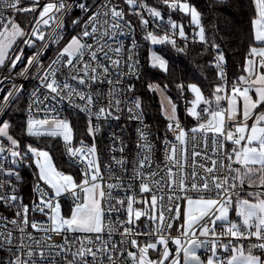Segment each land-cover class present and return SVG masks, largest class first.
<instances>
[{"label": "snow or ice", "instance_id": "6c2138e0", "mask_svg": "<svg viewBox=\"0 0 264 264\" xmlns=\"http://www.w3.org/2000/svg\"><path fill=\"white\" fill-rule=\"evenodd\" d=\"M250 4L252 43L243 74L229 81L225 54L212 43L219 83L211 96L196 83L177 85L194 126L181 122L171 97L161 101L167 121L161 168L141 98L129 95L141 64L137 24L128 17L138 21L143 40L184 53L185 25L171 13L190 17L197 29L193 43L198 37L208 44L197 7L188 0H28L27 6L0 0V69L23 64L17 75L38 82L28 94L20 134L59 141L79 172L77 179L53 163L49 150L22 144L14 124L0 116V253L7 256L0 264H264V0ZM75 11L80 15L72 16ZM20 14H31L28 25L17 22ZM69 24L75 34L65 40ZM26 48L34 49L27 57ZM50 48L54 55L45 64ZM149 62L168 71V61L155 52ZM148 88L163 93L167 85ZM23 91V85L7 90L0 113L7 115ZM53 101L85 114L91 144L74 143V125L54 114ZM125 113L141 125L136 157L129 161L127 145L113 133V154L104 163L96 142L102 122L119 121ZM33 166L26 203L19 169Z\"/></svg>", "mask_w": 264, "mask_h": 264}, {"label": "trees", "instance_id": "16d2710c", "mask_svg": "<svg viewBox=\"0 0 264 264\" xmlns=\"http://www.w3.org/2000/svg\"><path fill=\"white\" fill-rule=\"evenodd\" d=\"M188 2L197 7L198 11L202 13L206 35L211 43L220 45L219 49L225 54L231 77L235 78L243 74L244 59L249 45L252 43L250 19L253 13L250 0H229L227 4H218L216 0H188ZM180 16L185 22L190 24V17L184 16L182 13H180ZM30 20L31 14H20L18 16V22L21 26L28 25ZM73 34L72 31L66 33L65 40ZM151 46L150 41L141 39L143 72L136 84L135 95L141 98L143 113L147 120L153 124L157 133L160 135L166 134L167 121L162 114L161 99L157 92L149 90L148 85L156 84L161 88L167 85L165 93L178 104L181 122L188 128H191L194 126L195 121L185 114V100L179 99L177 85L180 83L185 85L196 83L201 87L204 95L210 97L215 84L219 83L215 75L216 69L212 65V54L201 50L198 46L187 47L184 53H180L170 45H159L157 47L158 53L168 61V71L164 72L150 66L149 54ZM52 47L56 46L53 45ZM53 55L54 52L50 48L43 58L44 62ZM185 97L187 99L193 98L192 94L188 92L185 93ZM25 118L26 111L23 104L6 117V119L14 124V132L20 136L22 144L31 143L35 147L49 150L53 163L61 171L71 173L79 179L78 170L70 167L68 159L65 157L62 143L59 141L53 142L48 138L38 139L21 136L20 129ZM70 120L74 125L76 133L75 142L88 140L84 119L71 115ZM21 177V191L29 198L34 183V166L32 168L23 167L21 169ZM64 208H67L65 204Z\"/></svg>", "mask_w": 264, "mask_h": 264}, {"label": "built area", "instance_id": "2783aa9c", "mask_svg": "<svg viewBox=\"0 0 264 264\" xmlns=\"http://www.w3.org/2000/svg\"><path fill=\"white\" fill-rule=\"evenodd\" d=\"M41 2L43 3L44 0H41ZM89 2H91V0H89ZM28 0H22V4L23 6H27ZM149 3L155 4V0H149ZM162 11L164 12L165 15V20H167V16L169 15L167 9H164L163 6H161ZM79 16L80 12L79 11H75L72 13V16ZM18 16H16V20L18 22ZM171 16L174 20H176L178 23H183L185 25V32L186 35L188 37V41H187V47L190 46H198L201 50H205L208 51L209 53L212 54V65H213V61L216 55V49H213L211 47L212 43L209 40L208 36V44H201L198 42V37L197 42L193 43V38H194V34L197 31V29L195 28V26L188 24L187 22L184 21V19L180 16V13L176 12V13H171ZM129 19L133 20L134 24H137L136 27V31L134 33L135 38L139 41V59H140V64H141V69H140V78L142 76V72H143V62H142V48H141V39H143V35L144 33L142 32V30L139 28L138 26V21H136L135 17H128ZM202 23L204 25V18L202 15ZM149 30H153V25L150 23L149 24ZM68 30H66V33H68L69 31L73 32L71 25H69L67 27ZM74 33V32H73ZM75 34V33H74ZM66 37V34H65ZM122 39H125L126 42H130V40L127 37H121ZM39 43V42H38ZM177 43L180 46L184 45V42L181 41L178 37H177ZM34 51V49H25V57L29 56L32 54V52ZM219 51H221L219 49ZM47 53V52H46ZM45 53V55H46ZM44 55V56H45ZM44 56L42 57V59L44 58ZM26 63V60L24 61ZM44 62V59H43ZM48 60L46 62H44L45 64H47ZM214 66V65H213ZM23 64H18L16 69L7 71L5 69H1L0 70V99H2L3 95L6 94V91L9 90L10 88L13 87V85L16 86H20L23 85L24 86V91L22 93V95L20 96V99L12 106L10 112L7 115H4L3 113H0V116H3L4 119H6V117L18 106L23 104L25 107V110L27 108V103H28V94L32 91V89L37 85V81L34 79H25L24 77H21L19 75H17V73L22 69ZM226 72H227V76L229 78V81H231L233 78L230 75L229 72V68L228 65L226 63ZM31 75V73L29 74ZM5 77H7V79H5ZM139 78V79H140ZM138 80H131V83L135 84V88H136V84L139 81ZM130 97H135V91L131 94H129ZM53 106H55L56 108V113H54L55 115H59L62 117H67L70 119L71 115H74L76 117H80L82 119H84V121L86 122V118H85V114L78 112L75 108L69 106L66 102H60L57 103L55 101L51 102ZM41 116H43V113H40ZM143 120H144V124H146L148 126V131H150V136H149V140L155 145V153H154V160L156 162V164H159L161 168H163V161H164V149H163V141L165 139V135H160L159 133L156 132V130L154 129V126L151 122H149L145 116V114L143 113ZM87 123V122H86ZM184 124V123H183ZM141 125L137 122V121H130L127 119V113L124 114L123 118L119 121L116 120H109L107 122H102V128H101V132L98 134L97 138H96V142H97V147H98V151L100 153L101 159L104 163H107L110 156L113 154L112 152H110V148L113 146V133H115L117 136L121 137L124 144L127 145V148L125 149V155L128 157L129 161L135 159L136 157V153H137V148H136V143L138 140V136H137V132L136 129L138 127H140ZM167 138L168 139H172V134L171 133H167ZM86 143L91 144V138L88 136V140H84ZM74 143H76L74 141ZM78 145V143H76ZM120 140H116L115 142V147L116 149H119L120 147ZM115 155L117 156V158H119V156L121 155L119 153V151L115 152ZM65 157L67 158V156L65 155ZM68 159V158H67ZM23 167H20L19 171L21 173V169ZM148 169H145V171H147ZM166 171V170H165ZM131 173V168L129 167V174ZM119 174V173H117ZM161 175H164V172H161ZM167 179V177L165 176V180ZM179 178L177 177V180ZM137 192H138V186H137ZM166 192V189H165ZM24 195V194H23ZM147 195V194H146ZM25 197V202H28V197L26 195H24ZM67 202V201H66ZM68 204V202H67ZM11 215V213H9V216ZM37 219H41V217L37 216ZM29 231H31V229H29ZM37 235H41V234H37ZM173 235H175V232H173ZM54 241L56 243H60L61 242V237L59 236H54ZM118 239V237H117ZM0 259H7V256L0 253Z\"/></svg>", "mask_w": 264, "mask_h": 264}, {"label": "rangeland", "instance_id": "374dc122", "mask_svg": "<svg viewBox=\"0 0 264 264\" xmlns=\"http://www.w3.org/2000/svg\"><path fill=\"white\" fill-rule=\"evenodd\" d=\"M19 23V22H18ZM55 46V45H54ZM159 45H152L151 46V50H150V54H149V56H151V54L153 53V52H155L156 54H158V55H160L159 53H158V51H157V47H158ZM1 70V69H0ZM153 85H156V84H153ZM155 92H157V94H158V96L160 97V99H161V101L162 100H164V98H165V96H167V94L165 93V92H158V91H155ZM18 107H20V105H18L12 112H14ZM11 112V113H12ZM10 113V114H11ZM64 204H65V206L67 207L66 209L64 208ZM67 204V202L66 201H63V211H64V213H68V210H69V206L68 205H66Z\"/></svg>", "mask_w": 264, "mask_h": 264}, {"label": "crops", "instance_id": "0c3cea01", "mask_svg": "<svg viewBox=\"0 0 264 264\" xmlns=\"http://www.w3.org/2000/svg\"><path fill=\"white\" fill-rule=\"evenodd\" d=\"M233 216H234V213H233Z\"/></svg>", "mask_w": 264, "mask_h": 264}]
</instances>
